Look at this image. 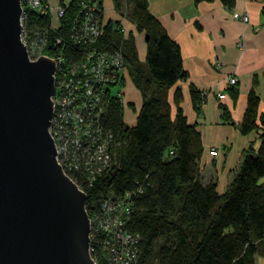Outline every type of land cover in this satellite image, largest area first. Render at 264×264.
Listing matches in <instances>:
<instances>
[{
    "label": "trees",
    "instance_id": "obj_1",
    "mask_svg": "<svg viewBox=\"0 0 264 264\" xmlns=\"http://www.w3.org/2000/svg\"><path fill=\"white\" fill-rule=\"evenodd\" d=\"M82 1L60 3L64 11L55 28L48 31L49 47L61 52L67 62L78 56L70 29L80 16ZM220 1L230 8L234 0ZM112 2L116 10L126 3L127 19L144 34V40L147 36L144 61L138 60L133 36L121 31L119 20L105 22L97 45L121 50L125 71L140 92L141 104L134 125L124 129L122 104L116 96L106 97L101 124L118 141V147L112 149L116 166L83 190L85 209L88 213L97 209L109 189L116 193L140 190L131 198L126 224L129 232L140 237L137 264H255L254 256L264 245V112L258 113L261 98L254 89L249 90L239 124L242 134L257 132L259 146L254 150L249 145L244 150L234 176L224 192L218 193L215 182L202 181L200 133L187 121L180 106L179 87L173 92V114L168 102L169 88L188 78L178 44L149 12L146 0ZM98 9L102 10L101 0ZM28 17L34 23L50 24L49 16L28 12ZM56 36L61 43L53 45ZM189 95L193 109L199 112L204 94L190 84ZM222 110L227 115L226 108Z\"/></svg>",
    "mask_w": 264,
    "mask_h": 264
},
{
    "label": "water",
    "instance_id": "obj_2",
    "mask_svg": "<svg viewBox=\"0 0 264 264\" xmlns=\"http://www.w3.org/2000/svg\"><path fill=\"white\" fill-rule=\"evenodd\" d=\"M20 13L18 0H0V264H96L85 194L48 133L54 63L28 60Z\"/></svg>",
    "mask_w": 264,
    "mask_h": 264
},
{
    "label": "built area",
    "instance_id": "obj_3",
    "mask_svg": "<svg viewBox=\"0 0 264 264\" xmlns=\"http://www.w3.org/2000/svg\"><path fill=\"white\" fill-rule=\"evenodd\" d=\"M19 39L25 46L29 61L45 57L54 63V93L51 95L52 116L48 133L52 138L55 161L77 188L91 187L98 178L116 166V155L112 150L118 141L113 133L102 126L106 97L116 96L120 102L121 92H111V87L120 84L125 74V62L120 49L108 50L98 47L103 33L102 10L99 0H83L80 16L72 22L70 37L78 47L75 60H66L61 52L49 47L52 44L48 31L55 28L56 21L49 26L31 22L28 12L40 16L52 14L49 0H18ZM66 4V2H64ZM56 7L59 18L64 8ZM233 17L247 21L246 14L233 13ZM123 32L124 29L121 28ZM53 45L61 43L54 37ZM237 79L230 77L234 85ZM223 92L217 93L223 99ZM209 153L215 155V148ZM137 191L116 193L108 190L98 208L88 215V253L96 264H137L139 255L138 234L129 232L126 224L132 210L131 198Z\"/></svg>",
    "mask_w": 264,
    "mask_h": 264
},
{
    "label": "crops",
    "instance_id": "obj_4",
    "mask_svg": "<svg viewBox=\"0 0 264 264\" xmlns=\"http://www.w3.org/2000/svg\"><path fill=\"white\" fill-rule=\"evenodd\" d=\"M149 12L160 22L168 36L175 41L182 59V67L188 74L168 90V102L174 113L173 92L179 87L182 93L180 106L187 121L200 133L202 155L199 160L203 182L213 181L216 191L223 193L234 176L244 150L259 146L258 134L251 131L242 134L239 124L246 107L250 89L261 98L258 113L264 112V0H234L230 8L220 0H146ZM109 7L111 13L105 14ZM103 17L119 20L126 33H131L137 58L144 61V34L135 30L126 18L116 14L112 0L102 3ZM233 13L246 14L247 21L233 17ZM230 77L237 79L234 85ZM204 94L200 111L196 112L190 100L189 85ZM236 91L235 95L232 93ZM137 95L136 111L141 104L140 92L135 88L127 71L124 74L122 92L126 103L134 106L131 98ZM225 94L223 99L217 93ZM134 93V94H135ZM235 97H234V96ZM226 108L227 115L223 114ZM136 113L128 125L135 123ZM217 153L211 155L210 149ZM255 264H264V245L254 256Z\"/></svg>",
    "mask_w": 264,
    "mask_h": 264
},
{
    "label": "rangeland",
    "instance_id": "obj_5",
    "mask_svg": "<svg viewBox=\"0 0 264 264\" xmlns=\"http://www.w3.org/2000/svg\"><path fill=\"white\" fill-rule=\"evenodd\" d=\"M67 2L68 0H49V3H50V5H51V7H52V10H51V12H52V14H50L49 15V21H50V23L52 22V23H54L57 19H58V17H57V19H56V16H58L57 15V9H56V7L60 4V3H62V2ZM103 1L104 0H101V5H102V3H103ZM61 7H63V6H61ZM113 9H114V12L116 13V14H118V15H122V17L123 18H128V11H129V7L126 5V3H123L122 5H121V8L120 9H115L114 8V5H113ZM112 11L110 10V8L109 7H106L105 8V14L106 13H111ZM102 15H103V8H102ZM48 16V15H47ZM129 19V18H128ZM103 21L104 22H107L106 21V19L103 17ZM123 33H125V35H126V31L124 30L123 31ZM126 69V68H125ZM122 87H123V85H120V84H116V85H114V86H112L111 87V92H113V93H116V91L117 90H119L120 92H122ZM135 93V92H134ZM132 94L131 95V98L134 100V106H129L127 103H126V101H125V99H126V95L124 94V93H121V95H120V103L122 104V116H123V120H124V122H125V124H126V126H129L128 125V121H130L131 119H132V117L134 116V114L136 113V101H137V95H136V93L135 94ZM116 147H118V144H115L114 145V151H115V149H116ZM211 150V149H210ZM211 154V153H210ZM212 155V154H211ZM66 176V175H65ZM67 177V176H66ZM77 187V186H76ZM78 189V188H77ZM85 211H86V209H85ZM87 214V213H86ZM87 218H88V215H87Z\"/></svg>",
    "mask_w": 264,
    "mask_h": 264
}]
</instances>
